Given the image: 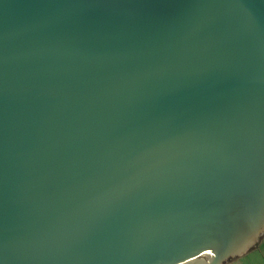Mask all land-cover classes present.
I'll return each instance as SVG.
<instances>
[{
	"label": "water",
	"instance_id": "water-1",
	"mask_svg": "<svg viewBox=\"0 0 264 264\" xmlns=\"http://www.w3.org/2000/svg\"><path fill=\"white\" fill-rule=\"evenodd\" d=\"M262 213L264 0H0V264H224Z\"/></svg>",
	"mask_w": 264,
	"mask_h": 264
},
{
	"label": "rangeland",
	"instance_id": "rangeland-1",
	"mask_svg": "<svg viewBox=\"0 0 264 264\" xmlns=\"http://www.w3.org/2000/svg\"><path fill=\"white\" fill-rule=\"evenodd\" d=\"M257 245L241 256L228 259L224 264H264V235Z\"/></svg>",
	"mask_w": 264,
	"mask_h": 264
},
{
	"label": "snow or ice",
	"instance_id": "snow-or-ice-1",
	"mask_svg": "<svg viewBox=\"0 0 264 264\" xmlns=\"http://www.w3.org/2000/svg\"><path fill=\"white\" fill-rule=\"evenodd\" d=\"M262 223H264V213L261 214L259 221L255 217V215L248 217L247 220L245 221L246 228L248 231H252L256 229L258 225ZM239 239H240L239 236L234 237L232 241L228 242V247H232L233 245L237 244L239 242Z\"/></svg>",
	"mask_w": 264,
	"mask_h": 264
}]
</instances>
